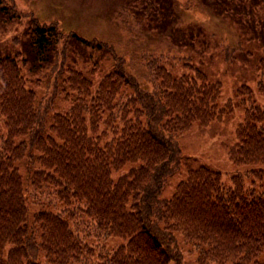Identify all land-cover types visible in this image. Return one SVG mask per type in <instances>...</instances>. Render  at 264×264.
<instances>
[{
    "label": "trees",
    "instance_id": "16d2710c",
    "mask_svg": "<svg viewBox=\"0 0 264 264\" xmlns=\"http://www.w3.org/2000/svg\"><path fill=\"white\" fill-rule=\"evenodd\" d=\"M155 2L164 10L159 30L169 39L134 62L106 42L64 33L55 22L19 13L13 0H0L1 25L30 17L26 54L0 52V264H185L176 232L197 255L196 264H260L264 166L246 175L252 178L247 188L241 175L226 184L220 172L200 165L169 199L160 192L181 170L176 136L221 121L237 106L243 118L227 158L236 166L264 165V107L251 88L242 85L234 101L219 107L221 82L209 81L192 63V49L182 47L191 24L185 10L216 8L256 32L264 30V0ZM124 10L116 16L126 31L147 28ZM71 42L82 45L80 53L97 48L113 59L95 89L99 64L86 71L71 65ZM223 45L228 61H236L237 36ZM170 55L184 60L180 74L166 67ZM45 66L46 90L38 100L28 83L39 80L26 79L24 71ZM257 68V92L264 97V59ZM56 100L68 105L64 112ZM111 238L124 243L108 248Z\"/></svg>",
    "mask_w": 264,
    "mask_h": 264
},
{
    "label": "rangeland",
    "instance_id": "374dc122",
    "mask_svg": "<svg viewBox=\"0 0 264 264\" xmlns=\"http://www.w3.org/2000/svg\"><path fill=\"white\" fill-rule=\"evenodd\" d=\"M15 9L19 13H33L41 22H55L64 33L75 32L85 39H99L114 47L116 53L125 55L134 62L138 61V53L141 51H156L161 43L169 39L159 30L160 17L163 8L155 0H13ZM123 11L126 17L132 12L143 19L147 27L143 31L138 28L132 33L126 31L120 25L117 12ZM204 9L201 13L187 9L182 13L185 23L191 22L188 27L189 40L182 47L192 49V63L202 69L209 81H220L222 84L221 96L217 105L222 107L231 99H236L235 93L242 85L251 88L253 99L256 104L264 107V97L257 92L256 79L258 75L257 65L264 59V30L254 32L243 22L233 21L230 16L219 13L216 8ZM223 15V17H220ZM220 17V18H219ZM131 24H135L133 21ZM239 25V26H237ZM263 29H264V24ZM30 26V17L21 15L13 17L7 24L0 22V52L1 54L22 51L26 54V36ZM245 26L247 28H245ZM214 33L213 35H211ZM239 40L241 47L240 54L234 53L236 61L230 63L225 45ZM12 37H18L19 43L12 42ZM72 43V42H71ZM222 45V46H221ZM82 45L72 43L69 48V63L74 67L86 71L93 63L100 66L92 76L93 89L102 76L108 73L113 67V59L101 49H89L86 47L83 52H78ZM162 47V46H161ZM229 50V49H228ZM232 54V53H231ZM187 55H184L186 57ZM186 61V60H185ZM184 60H177L171 57L166 63L170 71L174 69L178 74L184 70ZM49 67L38 71L25 70L26 79L39 80V84H30L28 87L37 92V99L46 90V76ZM173 72V71H172ZM174 73V72H173ZM37 100V101H38ZM55 104L61 112L68 105L56 100ZM55 110V109H54ZM56 111V110H55ZM243 118V109L237 106L233 114L226 116L223 120L213 122L206 127L193 126L189 132L179 133L176 139L182 150L181 170L169 177L167 183L160 192L161 199H169L176 185L186 178L189 169L206 165L211 169L220 172L222 180L226 184L231 183V177L241 175L244 187L252 183V178L246 176L251 170L261 169L264 165L258 166H236L227 158V148L233 143L235 127ZM1 134V129H0ZM126 171V169H125ZM177 245L183 253L185 264H196V254L188 252L189 245L185 244L182 235L175 233ZM92 240L89 243L92 244ZM124 241L120 238H111L106 242L108 248H114ZM260 264H264V253L260 254ZM226 264H233L228 262Z\"/></svg>",
    "mask_w": 264,
    "mask_h": 264
}]
</instances>
